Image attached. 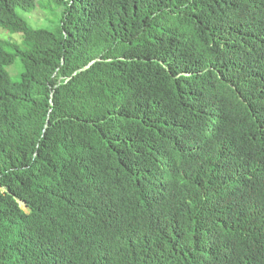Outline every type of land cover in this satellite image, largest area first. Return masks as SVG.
Segmentation results:
<instances>
[{
	"label": "trees",
	"instance_id": "trees-1",
	"mask_svg": "<svg viewBox=\"0 0 264 264\" xmlns=\"http://www.w3.org/2000/svg\"><path fill=\"white\" fill-rule=\"evenodd\" d=\"M45 1L0 0V264H264V0Z\"/></svg>",
	"mask_w": 264,
	"mask_h": 264
},
{
	"label": "rangeland",
	"instance_id": "rangeland-1",
	"mask_svg": "<svg viewBox=\"0 0 264 264\" xmlns=\"http://www.w3.org/2000/svg\"><path fill=\"white\" fill-rule=\"evenodd\" d=\"M39 1L44 4L46 2L45 0H39ZM18 14L25 21H27L28 25L31 28H45L51 30L54 24L57 23L59 20V17H57V13L44 10L40 7L32 12H25L19 9ZM0 39L19 44L22 41V36L20 34H9L0 28ZM6 69L10 77L13 80L18 81L20 79V72L23 70V65L19 60H17L14 62L13 65L8 66Z\"/></svg>",
	"mask_w": 264,
	"mask_h": 264
}]
</instances>
